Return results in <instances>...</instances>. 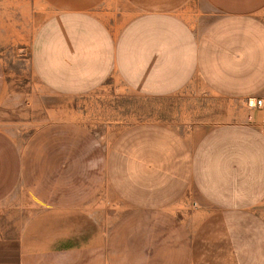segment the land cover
I'll return each instance as SVG.
<instances>
[{
    "label": "crops",
    "instance_id": "crops-1",
    "mask_svg": "<svg viewBox=\"0 0 264 264\" xmlns=\"http://www.w3.org/2000/svg\"><path fill=\"white\" fill-rule=\"evenodd\" d=\"M43 1L31 66L52 96L116 76L160 99L200 80L233 105L190 133L132 125L106 151L8 92L0 57V264H264L263 114L245 103L264 97V0ZM104 191L121 208L92 205Z\"/></svg>",
    "mask_w": 264,
    "mask_h": 264
},
{
    "label": "rangeland",
    "instance_id": "rangeland-1",
    "mask_svg": "<svg viewBox=\"0 0 264 264\" xmlns=\"http://www.w3.org/2000/svg\"><path fill=\"white\" fill-rule=\"evenodd\" d=\"M51 15L52 10L43 0H0V57L7 70L8 92H23L26 105L31 104L32 98L44 103L47 109L39 112V119L49 117V111L61 109L63 114L69 113L62 119L90 128L107 151L117 135L132 125L162 121L182 133H190L206 121H213L218 109L233 105L215 95L200 80L192 81L175 95L160 99L136 94L116 76L86 95L62 99L52 96L31 66L34 36ZM31 119L33 121L34 117ZM40 126L41 123L25 127L20 124L19 140L24 143ZM104 202L114 209L121 208L120 201L107 191L100 193L92 205Z\"/></svg>",
    "mask_w": 264,
    "mask_h": 264
},
{
    "label": "built area",
    "instance_id": "built-area-1",
    "mask_svg": "<svg viewBox=\"0 0 264 264\" xmlns=\"http://www.w3.org/2000/svg\"><path fill=\"white\" fill-rule=\"evenodd\" d=\"M245 103H246V107L249 110H252V111L258 110V111H261V113L263 114L261 132L264 136V97H261V98L250 97L246 99Z\"/></svg>",
    "mask_w": 264,
    "mask_h": 264
}]
</instances>
